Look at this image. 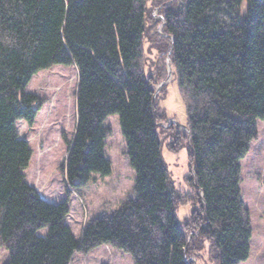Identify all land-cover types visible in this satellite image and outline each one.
Returning a JSON list of instances; mask_svg holds the SVG:
<instances>
[{"label":"trees","instance_id":"trees-1","mask_svg":"<svg viewBox=\"0 0 264 264\" xmlns=\"http://www.w3.org/2000/svg\"><path fill=\"white\" fill-rule=\"evenodd\" d=\"M148 0H0V245L3 264H70L75 252L109 244L132 264H194L209 244L216 264L247 259L251 226L240 188L241 160L264 119V0H155L159 55L169 58L185 105L191 221L175 214L180 192L161 157L156 103L141 64ZM168 40L164 43V40ZM78 71L76 125L63 164L77 189L106 176L110 129L119 117L134 197L92 217L76 238L68 199L51 202L25 180L31 150L17 122L32 124L43 103L25 91L52 65ZM189 230L192 231L189 233ZM188 231V232H187ZM189 235V237H188Z\"/></svg>","mask_w":264,"mask_h":264},{"label":"rangeland","instance_id":"rangeland-1","mask_svg":"<svg viewBox=\"0 0 264 264\" xmlns=\"http://www.w3.org/2000/svg\"><path fill=\"white\" fill-rule=\"evenodd\" d=\"M170 0H166L165 3ZM173 1V0H172ZM155 0H148V34L143 40L141 64L154 88L157 115V132L161 139V157L169 180L183 192L176 204L175 214L180 224L191 221V210L196 195L187 179L192 166L186 142L187 117L185 105L179 95L168 50L159 55L162 31V13ZM168 40H164L167 43ZM168 68L170 73L168 75ZM78 71L74 65H52L35 73L25 91L43 100L32 124L19 120L16 124L19 137L26 140L31 150L25 180L51 202L68 199L66 222L76 238H80L84 225L97 215H110L128 198L134 197L135 172L129 165L126 144L120 132L117 113L109 114L104 123L110 133L105 139V155L111 163L106 176L92 174L88 183L74 189L65 181L63 164L67 147L76 125V88ZM256 135L241 160L240 188L251 226L250 251L247 259L236 264H264V119H256ZM188 232V231H187ZM189 230V235H190ZM188 235V237H189ZM209 244L189 258L194 264H216L208 253ZM7 259V250L0 245V264ZM70 264H132L130 255L102 244L87 253L75 252Z\"/></svg>","mask_w":264,"mask_h":264},{"label":"water","instance_id":"water-1","mask_svg":"<svg viewBox=\"0 0 264 264\" xmlns=\"http://www.w3.org/2000/svg\"><path fill=\"white\" fill-rule=\"evenodd\" d=\"M170 72H171L170 68H168V75H169ZM154 96H155V92L153 93V98H154ZM193 168H194V165L192 166V170H193Z\"/></svg>","mask_w":264,"mask_h":264},{"label":"crops","instance_id":"crops-1","mask_svg":"<svg viewBox=\"0 0 264 264\" xmlns=\"http://www.w3.org/2000/svg\"><path fill=\"white\" fill-rule=\"evenodd\" d=\"M41 196V195H40ZM42 197V196H41ZM42 198H44V197H42ZM45 199V198H44ZM47 200V199H46ZM49 201V200H48Z\"/></svg>","mask_w":264,"mask_h":264}]
</instances>
